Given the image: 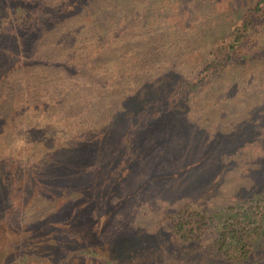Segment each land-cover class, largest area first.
I'll return each mask as SVG.
<instances>
[{
  "label": "rangeland",
  "instance_id": "obj_1",
  "mask_svg": "<svg viewBox=\"0 0 264 264\" xmlns=\"http://www.w3.org/2000/svg\"><path fill=\"white\" fill-rule=\"evenodd\" d=\"M137 1L138 5L136 0L125 1L122 10L112 14V24L101 29V37L89 39L86 45L88 60L100 71L95 75L101 73L109 81L68 92L76 101L93 103L96 112L135 108L137 103L127 100V93L162 74L170 77L171 85L194 77L218 39L225 37L257 0ZM169 1L176 6L169 7ZM179 12L194 21L188 31L176 25V18L167 16ZM15 24L6 15L4 21L0 16L1 28L10 30ZM118 33L122 34L115 38ZM257 38L262 41L259 58L211 71L199 89L179 90L172 108L167 99L175 88L170 91L160 86L168 93L162 98L164 113L132 138L136 155L146 154L140 173L121 182L117 178L103 182L90 193L102 199V213L109 214L100 231L105 256L88 254L75 245L56 263L112 264L113 258L124 262L125 258L112 250L119 245L124 249L130 246L132 257L163 252L174 261L168 264H264V14ZM104 42L110 43L99 50ZM116 45L123 54L116 53ZM1 71L5 72L0 90L36 80L30 71L13 72L8 66ZM118 142L121 148V137ZM152 175L158 178L148 182ZM37 205H28L30 218L36 216L32 212ZM247 213L253 214L252 219ZM178 221L181 230L177 234ZM18 257L21 254L15 259ZM26 263L54 264L46 257ZM126 263L137 264L135 259ZM140 264H148L145 257Z\"/></svg>",
  "mask_w": 264,
  "mask_h": 264
},
{
  "label": "trees",
  "instance_id": "obj_2",
  "mask_svg": "<svg viewBox=\"0 0 264 264\" xmlns=\"http://www.w3.org/2000/svg\"><path fill=\"white\" fill-rule=\"evenodd\" d=\"M125 1L132 0H0L2 20L6 15L17 23L10 30L0 26V86L4 66L13 72L30 71L36 79L34 83L25 81L0 90V264H25L45 257L58 264L75 245L88 254L104 255L100 231L109 214L102 213V199L90 193L103 182L114 178L121 182L140 173L146 154L136 155L133 139L164 113L162 98L168 94L164 90L175 88L167 99V106L172 108L178 102L179 90L199 89L211 71L247 63L263 54L257 29L264 14V0H257L243 19L218 39L203 69L194 77L171 85L170 77L162 74L127 93V100L137 103L135 108L96 112L93 103L76 101L68 92L109 81L101 73L95 75L96 70L100 71L95 62L88 60L86 45L89 39L101 37V29L112 24V14L121 11ZM166 4L176 6L170 1ZM167 16L176 18V25L187 31L194 22L180 12ZM109 43L101 44L99 50ZM115 51L123 54L120 45ZM117 136L123 140L121 148ZM157 178L152 175L148 182ZM36 202L40 204L32 212L36 216L30 218L31 207L38 206ZM251 216L247 213V218ZM53 221L63 225L55 226ZM175 228L180 233L179 221ZM178 236L190 240L186 235ZM112 250L126 260L113 258L112 264H128L133 259L140 264L144 257L148 264L152 260L154 264L174 262L163 252L137 257L139 253H135L132 257L130 246L124 249L118 245ZM17 254L21 257L15 259Z\"/></svg>",
  "mask_w": 264,
  "mask_h": 264
}]
</instances>
